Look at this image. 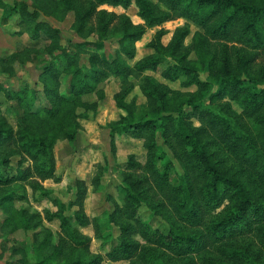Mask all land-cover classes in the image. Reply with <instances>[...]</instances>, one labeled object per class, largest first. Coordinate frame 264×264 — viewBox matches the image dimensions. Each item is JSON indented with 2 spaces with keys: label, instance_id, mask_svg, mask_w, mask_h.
<instances>
[{
  "label": "rangeland",
  "instance_id": "rangeland-1",
  "mask_svg": "<svg viewBox=\"0 0 264 264\" xmlns=\"http://www.w3.org/2000/svg\"><path fill=\"white\" fill-rule=\"evenodd\" d=\"M148 1L158 5L157 0ZM91 6V0H0V134L9 130L15 133L22 127L42 137L54 154L56 176V179L43 181L28 175L20 182L0 185V264L92 262L98 256L104 258L119 243V226L126 222L118 210L123 206L121 187L131 173L129 163L143 165L146 151L142 140L124 135L114 136V143L111 142L110 127L124 115L116 107L114 96L122 95L123 102L137 119L148 113L147 102L138 80L113 75L102 81L85 77L92 91L66 100L75 71L84 76L99 70L93 56L107 61L118 59L132 67L152 53L146 45L158 31H165L161 43L166 47L174 31L185 26L189 32L183 41L185 62L199 71L202 81L208 76L221 77L224 67L230 73H237L238 64L229 52L236 47L246 57L255 54L254 62L247 66V75L259 87H264V50L254 53L229 40H211L194 23L175 19L147 28L139 41L130 44L134 56L128 59L121 52L119 41L125 31L134 32V26L143 25L138 8L134 3L126 10L100 5L87 16ZM103 23H108L105 32ZM172 64L168 58L156 72L145 75L156 86L165 88L168 108L174 110L179 101L198 98L203 93L195 87H184L183 80L170 82L163 79L161 72ZM217 90L213 86L205 92L203 101L223 107L226 114L242 123L249 133L258 134L259 125L255 119L243 115L234 100ZM198 125L194 123V126ZM202 142L210 162L239 180L253 198L264 202V188L251 169L242 165L212 134L203 135ZM157 144L167 154L172 164L170 178L176 182L177 176L186 175L185 169L159 135ZM22 160L15 142L0 143L1 172L5 170L10 177L16 176L18 170L30 165L28 159ZM82 184L86 187L83 211L89 218H99L102 227L100 237L95 236L91 226L83 228L81 232L91 242L87 248H76L62 239L57 220L47 221V211L57 212L51 204L54 199L65 205L74 201ZM146 188L140 189L142 200L135 220L162 234L170 229L185 234L194 232L175 219L158 194ZM7 196L11 199L5 200ZM74 210L76 207L64 212L72 226H75ZM135 239L142 243L139 238ZM232 244L246 246L258 264H264V251L252 239ZM207 257H212L215 264H232L214 256L211 249L190 257L161 253L163 264H201V259ZM101 264L128 263L104 260Z\"/></svg>",
  "mask_w": 264,
  "mask_h": 264
},
{
  "label": "trees",
  "instance_id": "trees-1",
  "mask_svg": "<svg viewBox=\"0 0 264 264\" xmlns=\"http://www.w3.org/2000/svg\"><path fill=\"white\" fill-rule=\"evenodd\" d=\"M91 2L87 16H91L100 5L126 10L134 3L138 8V17L143 25L134 26V32L125 31L119 41L120 50L128 59L134 56L130 44L139 41L147 28L175 19L194 23L211 40H229L254 53L264 50V0H157V6L148 0ZM107 24H101L104 32ZM164 33V30H160L154 35L146 45L152 53L132 67L118 59L107 61L93 56L99 70H93L91 75L83 76L78 70L72 74L66 100L92 91L85 77L87 80L99 81L110 75L133 77L138 80L140 91L146 99L148 113L137 119L123 102L122 95L114 96L116 107L124 115L110 127L111 142L114 143V136L120 135L142 140L146 151L145 163L140 165L130 162L128 165L131 173L123 181V206L118 209L126 222L119 226L118 245L104 258L98 256L92 262L76 261L71 264H101L104 260L111 263L163 264L162 252L174 257H190L204 254L208 249H211L214 256L232 264H258L246 246L236 247L232 243L252 239L264 251V202L253 198L239 180L226 175L210 162L204 143H201L203 135L212 134L242 165L256 174L264 188V138L261 137L264 136V87H259L246 71L247 66L254 62L255 54L246 57L236 47L231 48L229 52L238 64L237 73H230L224 67L221 68V77L215 79L208 76L206 81H202L199 71L185 62L183 41L189 33L187 27L176 29L166 47L161 43ZM224 51H227L226 47ZM168 58L173 64L161 72V77L170 82L183 80L181 83L184 87H195L203 93L198 98L179 101L174 110L168 108L165 88L156 86L145 75L146 72H156ZM213 86L218 89V93L234 100L243 115L255 119L259 125L258 134L249 133L242 123L229 117L223 107L203 101L204 93L209 92ZM195 122L199 125L194 126ZM158 135L176 153L185 169L186 175L177 176L176 182L170 178L172 164L157 144ZM13 142L23 156L22 161L28 159L30 165L18 170L14 177H10L5 170L0 171V185L20 182L27 179L28 175L43 181L56 179L54 154L42 137L22 127H18L15 133L9 130L0 134L1 144ZM82 185L74 201L65 205L54 199L51 204L57 212L47 211V221L57 220L62 239L76 248H87L91 242L81 232L83 228L91 226L95 236L100 237L102 227L99 218H89L83 211L86 187ZM144 186L148 187L146 190L152 189L158 194L175 219L194 232L185 234L170 229L162 234L157 230L151 231L147 225L135 220L142 200L140 189ZM4 199L11 198L7 196ZM75 207L72 215L75 226H72L64 212ZM201 264L215 263L212 257H207L201 259Z\"/></svg>",
  "mask_w": 264,
  "mask_h": 264
}]
</instances>
